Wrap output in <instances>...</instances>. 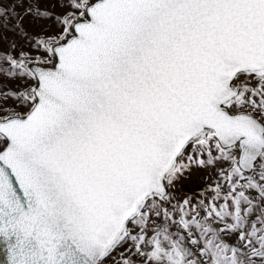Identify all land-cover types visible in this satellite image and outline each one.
<instances>
[{
  "label": "snow or ice",
  "instance_id": "snow-or-ice-1",
  "mask_svg": "<svg viewBox=\"0 0 264 264\" xmlns=\"http://www.w3.org/2000/svg\"><path fill=\"white\" fill-rule=\"evenodd\" d=\"M0 81V264H264V0H0Z\"/></svg>",
  "mask_w": 264,
  "mask_h": 264
},
{
  "label": "rangeland",
  "instance_id": "rangeland-1",
  "mask_svg": "<svg viewBox=\"0 0 264 264\" xmlns=\"http://www.w3.org/2000/svg\"><path fill=\"white\" fill-rule=\"evenodd\" d=\"M9 35H10V34H9ZM0 83H7V84H8V87H10V88L13 86L10 82H7V81H0ZM8 103H12V101H11V100H8ZM202 175H206V174H202ZM199 184H200V181H197V180H195V178H194V180H193L192 183H186V188H187L188 190H191L192 187H194V186H199Z\"/></svg>",
  "mask_w": 264,
  "mask_h": 264
}]
</instances>
